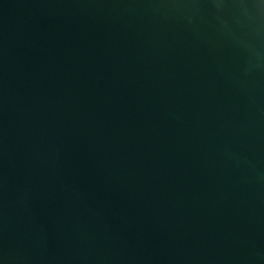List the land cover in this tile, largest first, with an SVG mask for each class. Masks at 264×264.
Segmentation results:
<instances>
[{"label": "water", "instance_id": "water-1", "mask_svg": "<svg viewBox=\"0 0 264 264\" xmlns=\"http://www.w3.org/2000/svg\"><path fill=\"white\" fill-rule=\"evenodd\" d=\"M0 264H264V0H0Z\"/></svg>", "mask_w": 264, "mask_h": 264}]
</instances>
